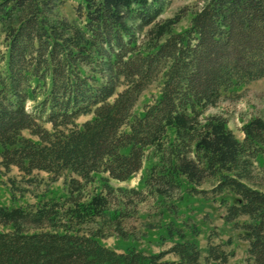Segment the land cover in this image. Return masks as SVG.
I'll return each mask as SVG.
<instances>
[{
  "label": "trees",
  "instance_id": "16d2710c",
  "mask_svg": "<svg viewBox=\"0 0 264 264\" xmlns=\"http://www.w3.org/2000/svg\"><path fill=\"white\" fill-rule=\"evenodd\" d=\"M68 1L0 0L5 170L47 173L55 181L100 173L126 183L170 128L182 150L195 142L196 155L208 167L216 161L224 167L235 154H246L264 170V144L254 123L246 126L243 143L224 124L199 141L188 130L223 96L264 79V0H208L180 33L158 26L167 0H79L71 8L72 21L54 19ZM153 26L156 45L143 50L138 33ZM157 81L159 97L135 115L141 95ZM84 117L91 119L80 124ZM224 191L236 199L226 207V223L242 231L248 263L264 264V192L246 185L240 174L221 173L213 192ZM8 213L0 209V218L13 214ZM15 226L0 232V264H203L198 242L184 236L167 251L149 255L136 247L118 252L97 236L29 234ZM222 247L209 242L206 263L228 264L233 254ZM168 255L177 260L165 261Z\"/></svg>",
  "mask_w": 264,
  "mask_h": 264
},
{
  "label": "rangeland",
  "instance_id": "374dc122",
  "mask_svg": "<svg viewBox=\"0 0 264 264\" xmlns=\"http://www.w3.org/2000/svg\"><path fill=\"white\" fill-rule=\"evenodd\" d=\"M207 1L167 0L158 26H166L169 33L183 32ZM78 2L69 0L54 12V19L72 21L71 8ZM155 30L153 26L138 33L143 50L155 47L158 40ZM5 37L0 26V70L6 54ZM160 84L155 82L141 95L135 115H141L143 107L159 97ZM89 119L84 117L79 122ZM252 123L258 126L254 130L259 136L257 140L264 144V79L223 96L217 104L207 107L188 130L199 141L214 125L224 124L226 131L243 143L245 128ZM180 140L173 128L168 129L162 142L147 150L142 170L126 183L100 173L87 179L66 174L55 181L45 173L26 176L16 168L5 170L0 163V209L13 212L8 213L9 218H0V232L12 231L16 224L29 234L69 231L97 236L104 245L118 252L136 247L149 255L167 251L184 236L198 242L203 264H208L205 258L209 242L222 245L225 252L233 254L228 264H249V244L242 238V231L225 221L226 207L235 202V196L228 191L213 190L221 173H229L242 175L246 185L264 192V170L256 158L246 154H235L224 167L217 161L208 167L207 161L196 155L195 142L182 150ZM73 179L76 184H71ZM164 260L172 262L177 258L168 255Z\"/></svg>",
  "mask_w": 264,
  "mask_h": 264
},
{
  "label": "crops",
  "instance_id": "0c3cea01",
  "mask_svg": "<svg viewBox=\"0 0 264 264\" xmlns=\"http://www.w3.org/2000/svg\"><path fill=\"white\" fill-rule=\"evenodd\" d=\"M45 174H47V173H45ZM48 176H50V175H48ZM47 193H49L50 194V198H52V194L50 192H47ZM43 195L45 196V194H43ZM37 232H40V231H37ZM45 232H58V233H63L64 231L60 232V231H52V230L51 231H48V230H45ZM34 233H36V232H34Z\"/></svg>",
  "mask_w": 264,
  "mask_h": 264
}]
</instances>
